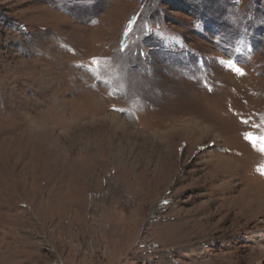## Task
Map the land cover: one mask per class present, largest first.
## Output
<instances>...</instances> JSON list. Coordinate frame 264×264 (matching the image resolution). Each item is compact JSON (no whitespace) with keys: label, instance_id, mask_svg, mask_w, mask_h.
Listing matches in <instances>:
<instances>
[{"label":"rangeland","instance_id":"obj_1","mask_svg":"<svg viewBox=\"0 0 264 264\" xmlns=\"http://www.w3.org/2000/svg\"><path fill=\"white\" fill-rule=\"evenodd\" d=\"M262 168L264 0H0V264H264Z\"/></svg>","mask_w":264,"mask_h":264},{"label":"trees","instance_id":"obj_2","mask_svg":"<svg viewBox=\"0 0 264 264\" xmlns=\"http://www.w3.org/2000/svg\"><path fill=\"white\" fill-rule=\"evenodd\" d=\"M144 40H145L144 43L147 44L146 43L147 39H144ZM136 55L138 56V58H140V51H136ZM141 56L144 58L143 60H147V58H150V64H152L151 60L153 59V57H155V55L152 52H149V51H148L147 54H145L143 51H141Z\"/></svg>","mask_w":264,"mask_h":264},{"label":"snow or ice","instance_id":"obj_3","mask_svg":"<svg viewBox=\"0 0 264 264\" xmlns=\"http://www.w3.org/2000/svg\"><path fill=\"white\" fill-rule=\"evenodd\" d=\"M229 66H230V67H234V70H235V72H236L237 74H240V75H243V74H244V73H243V70H242L241 68H239V67H235L233 64H231V62H230V64H229ZM249 139L251 140V139H253V138H252V137H249ZM260 171H261V174L264 175V168L260 169Z\"/></svg>","mask_w":264,"mask_h":264},{"label":"bare ground","instance_id":"obj_4","mask_svg":"<svg viewBox=\"0 0 264 264\" xmlns=\"http://www.w3.org/2000/svg\"><path fill=\"white\" fill-rule=\"evenodd\" d=\"M195 129H196V128H195ZM202 131H203V130H202ZM217 162H218V164L221 163L222 166H223V165L225 166V165H227V163H229L230 161H229V158H228V159H227V158H223V159H221V160H218ZM218 164H217V165H218ZM221 164H220V165H221ZM251 202H252V201H251ZM251 202H250V203H251ZM250 203H249V204H250ZM253 203H254V202H253ZM255 205H256V204L254 203V206H255ZM250 206H251V205H250ZM207 240H208V239H207ZM212 242H213V241H212Z\"/></svg>","mask_w":264,"mask_h":264}]
</instances>
